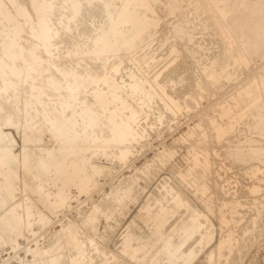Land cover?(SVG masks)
Masks as SVG:
<instances>
[{
	"label": "rangeland",
	"instance_id": "obj_1",
	"mask_svg": "<svg viewBox=\"0 0 264 264\" xmlns=\"http://www.w3.org/2000/svg\"><path fill=\"white\" fill-rule=\"evenodd\" d=\"M2 1H5V0H2ZM7 1H5V3H7ZM23 1L26 3V5H27V3H30V1H28V0L27 1L23 0ZM23 1L22 0H18V1L16 0V2L19 3L18 5H25ZM52 1H54V0H52ZM188 1L189 2H187L184 5L188 6V4H191L188 7L190 10V12H189L190 14L185 13L182 17H180V14H179V16L177 18L176 17L178 15L177 14L174 16L173 15L168 16V18L162 19V21H161V19L156 14L153 13L154 14L153 15L150 12V15H151L150 17L156 16L154 18H157L156 19L157 24H155V26L152 29V31H153L152 36L153 37L149 39L152 41H148L147 43L144 41V42H142V43L140 42L139 44H136V45L133 44L131 47L129 46L130 47V48L128 47L129 51L130 52L133 51V52H131L130 56L132 57L135 54L132 57L133 60L127 59L125 61L123 60V61H120L118 63L117 67L121 66V70L119 73H117V75H115L116 77L111 78L112 80H110L111 82L109 83L110 85L112 84L111 86L108 83H103V82H102L103 85L106 87H103L102 84L99 85V89L102 90V92H105L104 94H105L108 102L111 100V98H110L111 92L113 90L118 89V91H120V94H123V95L126 93V90H127V92H129V94L131 93V95H130L131 98L129 96L130 102L132 100L131 103L134 102L133 103L134 106L138 105L137 108L139 109V111H140L139 114L141 116H137V118H136L137 121H135L134 122L135 124H133V129H132L133 131L132 130L128 131V133H131L130 136L133 135L132 137H130L131 138L130 140H132V145H131L132 147L130 146L131 148L130 147L128 148L127 156L125 158H121L119 147H113V148L108 147L106 150L107 153L104 152V149L102 146H103V144L106 143L107 136L111 135L112 132L110 131V129H108L110 126H108V124L106 123L107 120L105 119V117L107 115V111L106 110L103 111L104 109L102 108V106L100 107V105L95 102V100L93 99L94 98L93 94L90 93V91H88L89 88H91L93 86L92 85V86H88L89 88L86 87L85 88L86 90L84 89L85 92L83 91V92L78 93L75 101H74V98L72 96H70L71 94L63 95L65 99L62 97L60 100L62 102H63L62 99L65 100L64 102L72 101L78 105L77 106L78 110L76 109L74 112H72L73 109L70 108V111H69V109H67L65 114H67L68 116L69 115L73 116V117L75 116V118L77 117L76 119H77V121L78 120L79 121L77 122L78 124L74 126L75 127L74 129H76L78 131L81 128L80 131L82 133L80 131H78L80 134L77 133L75 135V134H73V129H72L71 130L72 132L70 131L71 133L69 132L68 133L69 135H67L66 137L69 136L68 137L69 139L72 138V139H70V141L72 143H74L73 140L76 142V140H78L81 137V135L83 136L84 134H86L88 132L87 134L92 135V136H90V139H91L90 141L92 143H94L95 147H97V148L93 147L90 150H87V152H89V154H91L92 156L91 155L88 156L89 154L86 151L82 152L83 155H79V154H81V152L80 151L77 152V150L74 151L77 153H74V152L68 153L67 158H66L67 162H65V163L68 164V162H69L68 165H70V163L75 162V165L77 164L76 167L72 168L71 172L70 171L68 172V174L62 172L61 169L59 168V166L53 168L52 169L53 171L51 170L49 177L52 174H54V175H52L53 177H51V178L48 177L49 179L43 183L44 189L47 192L51 193L52 197H54L53 195L58 193V190L63 189L62 191H64L63 192L64 193V198H63L64 201L61 200V202L58 203L59 205L57 204L54 207L53 212L50 211L43 203L38 201L36 196L33 193L27 192V190L24 191L25 189H24V187H22V185H20L21 188H18L19 185H17V187L15 186V188H14V186L10 187V184L8 185L6 183V180H5L6 179L5 174L7 173V166L0 165V172H1L0 173V182L5 181L2 183L3 184L5 183L4 185L9 186L11 189V196L10 195L5 196L6 199L4 198V196L0 195V198H1L0 200H2L1 201L2 203L0 206V208H1L0 209V215H1V213L3 214L5 212L10 211L11 209H17L18 215L19 216L21 215V217H23V218H21L22 221L20 220V221H18L17 224H14L12 226L13 227L12 231L16 234V235H14L15 237H13V242H11V244L9 242L8 243L6 242L7 245H6V243L4 244V243L0 242V264H21V263H29V264L31 263L32 264V262L34 264H36L37 261H38V264H44V263L45 264H71L69 259H70V257H74V256L77 257L82 262V264H84V263L85 264H143V263L144 264H151V263L152 264H166V263L172 264L173 262L169 263V261H168L169 259L166 258L167 256L158 250V246L155 247V245H149L144 240L140 241V245H139L138 249H134L132 246H127V244H125V241L127 240V238L130 237L133 233H135L134 224H133L134 221H136L137 223H140L141 225H144V227L146 229H150V230H152L158 226L159 231H157L156 236H154V237H156V239L163 240L165 238L171 237L172 242L175 241L174 245L182 244V248H183L182 250L187 254L189 251L194 249V251L196 252V257H195L194 261L191 262L190 264H228V263L229 264H231V263L232 264H264V116H263L264 115V109L262 110V108H261V110H262L261 111L258 108L254 107V109L251 108V110H249L244 105L245 104L244 101L240 102L239 106L236 105V102H237L236 100L240 99L241 95L243 96L244 92L247 91L249 86L252 83H254L255 80L261 81L262 78L264 80V58H261L264 55L262 54L258 58L252 57L250 60V62L252 61V63L249 62L247 64L249 66H247L246 64H243V62L240 60L238 61L239 62V64H238L237 60H234V58L236 59L239 55V52H241L242 49H243L242 51H244V49H245V48H243L244 45L240 41L241 38L235 37L234 39H232L230 44L224 46V48L227 46L226 49L221 47V45L219 43L214 44L215 43L214 39L216 38V35H213V34L208 35L206 33V31L204 32V30H202L203 27L201 28V25L198 22L199 21L198 18H200V17H198V15L195 14L194 10L193 11L191 10V9H195V5H196V8L199 7L200 3H201L200 7L204 8L206 6L205 9L208 8V5L205 3L206 1L205 0H202V1L201 0L200 1L199 0H197V1L196 0H194V1L188 0ZM203 1H205V2H203ZM196 2H198L199 5H197L198 3H196ZM192 3H193V5L194 4L195 5L193 6ZM203 3H205L206 5ZM154 5H155L154 7L156 8L157 5L156 4H154ZM56 6L57 7H55V8H58V5H56ZM191 6H193L194 8L192 7L190 9ZM12 7L13 6H11L10 8L12 10V13L15 15L14 17L18 18V19H15V21L17 20L16 22L14 21L16 23V25H18V23L20 22L19 20L23 19L20 22V23L23 22L22 23L23 26L19 28V34L17 35V37L18 36H20V37L18 38V40H20L19 42L24 41L23 43L26 42L25 45L27 44L29 46L32 44V42H34L33 41L34 38L30 34V31H29L30 29L28 30L30 22L24 23L26 21L25 20L26 18L20 16L21 14H19L17 12V10L14 7L13 8ZM201 9L199 8V11L202 12L203 14H205V12L210 11V10L207 11V9L206 10L202 9L203 10L202 11ZM99 10L100 9L96 10L94 12L95 15L93 13L92 16L90 17L91 21H94L96 23V25H95L94 22L91 23L89 21V23H88L89 30H87V31H88V34L90 33V35L87 34L86 30L84 31L85 28H83V27L86 25H82V24L77 25V26L75 25L76 28H74V27L72 28V29H74L73 31L75 32V35H74L73 31H71L72 29L70 30L71 33H70V31L65 32L66 35L65 36L63 35L64 38L62 37V39H58V41L60 40L59 42L56 41L57 45L62 43V46L60 45V47L59 46L57 47V45L54 44L55 49H54V47H50L51 51H53V49H54V51L51 54L53 57H50V59H49V55H47L48 58L45 57L44 60L45 61H48V60L52 61L55 59V56H56V60H54V61L55 62L58 61L57 62L58 65L60 64L61 69H63L64 67H66L68 64L71 63L70 62L71 60L69 57L70 54L68 53L69 49H68V46L66 47V45H69V44L71 45L75 41H76L75 43L80 45L81 48L84 47V48L90 49V50H92V49L94 50V48H96L94 50V52H97V50H98L97 53H94L93 51H91V52H93L92 53L93 56H94V54H100V56H102L101 54H103V53L100 52V51H102L99 49L100 46L98 45L99 46L98 47L97 45L93 44L94 41H92V39H93L92 37L94 35L98 34L99 32H101L100 30L105 29V27L107 28L109 18L106 16V14L102 15L103 8H102V12H97ZM66 12H68V10L63 9V13H66ZM246 12H248V10ZM98 13H100V15H98ZM186 14H188V16H185ZM93 16L94 17L96 16L95 20H94ZM100 16L102 19L100 18ZM194 16H195V18H193ZM196 16H197V18H196ZM202 16H204V15H202ZM1 17H0V19H3V17L2 18ZM105 17H107V18H105ZM189 17H190V19H189ZM182 18H185V19H182ZM186 18H188L189 20ZM196 19H198V20H196ZM54 20H53V22H55L56 25L55 24H53V25H54V27L57 28L58 20H56V18ZM102 20L103 21L105 20L107 22L106 25L104 24L105 22H103ZM167 20H168L169 24L165 23V22H167ZM184 20H186V21L188 20L187 23ZM163 21H165V22H163ZM14 22H13V25H14ZM101 22H103V24L105 25L104 27H103V24ZM172 22H174V23H172ZM28 23H29V25H28ZM176 23H180L182 25H185L187 27V29H189V30L193 29V32L194 33L196 32V35H195L193 42L186 41V37H182V38L174 37V35L170 32L169 28L173 24H176ZM195 23L199 24L200 26L197 24L194 25ZM9 25H11V28L14 27L12 25V23H9ZM94 25H95V27H93ZM78 26L79 27L82 26V30L85 32V33H83L84 35L81 34V28H79ZM190 26H192V27L189 28ZM194 26H196V27L194 28ZM98 27L99 28L102 27V28L100 30H97ZM156 27H158V28H156ZM93 28H94V30H93ZM78 29H80V30H78ZM166 29H169V30H166ZM95 30H97L98 33ZM154 31H155V33H154ZM68 32H69V34H68ZM76 32L78 33L77 35H76ZM92 32L95 34H93ZM128 32H129L128 35H130L132 31L131 32L128 31ZM23 33H24V35H23ZM91 34L93 35L92 37H91ZM21 35H23V36H21ZM87 36L89 37L90 40L88 39ZM31 37H32V40L30 41ZM65 37H68V38H65ZM83 37H87L86 40H85V38L83 39ZM170 37H172V38H170ZM206 37H207V39H205ZM0 38H1V36H0ZM25 38H27V39H25ZM28 38H30V39H28ZM73 38H74V41H72ZM208 38L211 40L209 41ZM70 39H71V42H69ZM2 40L3 39H0V48H1ZM83 40L85 43L83 42ZM64 41H65V43H64ZM67 42L69 44H67ZM176 42H181V43H179L180 46L178 44H176ZM86 43L88 46L86 45ZM173 43L176 44L177 46H175ZM183 43H184V45H183ZM235 43L237 44L236 46L234 45ZM81 44H82V46H81ZM92 44H93V46L89 47V45H92ZM185 44H186V46H185ZM187 44L190 47L187 46ZM83 45H85V46H83ZM181 45H183V46H181ZM135 46H137V47L135 48ZM178 46L180 48L182 47L181 51H180V48ZM233 46H235V47H233ZM241 46H242V48H241ZM61 47H63L62 50H61ZM64 47H65V49H64ZM133 47L135 49H132ZM175 47H176V49H175ZM238 47H240V48H238ZM40 48L41 49L39 51L42 50V47H40ZM58 48H59V50H58ZM177 49H178V51H177ZM183 49H184V51H182ZM57 50H58V52H57ZM226 50H228L227 54H226ZM65 51L67 53H64ZM167 51H168V53H166ZM173 51H175V52H173ZM197 51H198V53H197ZM220 51H222V52L220 53ZM59 52L61 54H59ZM184 52L187 53L186 54L187 56L184 55L185 54ZM218 52L224 56H219ZM2 53H1V49H0V57L1 58L4 57L3 59H5L6 58L5 55H3ZM54 53H56V54H54ZM57 53H58V55H57ZM178 54L180 56H178ZM216 54H217V57H216ZM59 55H60V58H58ZM64 55L66 56V58L61 59L64 57ZM225 55H227L226 58H225ZM229 55H231L230 58H229ZM45 56H46V54H45ZM97 56H99V55H97ZM152 56H154V57H152ZM218 56H219V58L222 57V58H220V60L223 62H221L218 59ZM232 57H234V58H232ZM211 58H212V60H214V62L216 60H219L222 63V66L225 68V71H224V68L221 71V66H220V69L218 70V72L220 74L218 73L217 77H215V78L210 77L211 78L210 79L209 76H206V70H208V67H207L208 65L207 66H204V65L209 64L210 63L209 61L211 60ZM66 59H69V62ZM183 59L185 62L186 61H188V62L183 64L184 63V61L182 63ZM5 60H7V58ZM229 60H231V61H229ZM61 61H62V63H61ZM178 61L179 62L181 61L182 65ZM64 62H66L67 65ZM176 62H177V64H176ZM234 62H236L237 64ZM8 63L11 64V62H9V61H8ZM178 63H179V67H182L183 65H186L188 63L187 64L188 67L186 65L185 67L183 66L182 68H184V69H182V68H179L177 66L178 69H176V65H178ZM18 64L20 66L22 65V67H24V68L30 66L29 63L22 64V63H20V61H18ZM124 65L127 67H130L132 65L130 68H128L129 70L131 69V71H129L127 69V67H125V68H123V73L121 74L122 66H124ZM190 65H192V67L193 66L194 67L192 68ZM189 66L191 67L192 70H190ZM230 66H232V67H230ZM244 66H245V68H243ZM132 67H134L133 68L134 71H133ZM235 67L237 70H235ZM171 68H172V70H171ZM173 68H175L174 71H173ZM188 68H189V71L187 70ZM194 68H195V70H194ZM230 68L232 69L231 71H230ZM124 69L128 70L129 74H131L132 71H133L132 73L135 72V74H136V75L134 74L135 78L138 80H136L134 78H132V79L129 78L130 75ZM180 69H182L184 72H182V70H180ZM113 70H111L110 72H112ZM170 70L172 71L173 76L170 74L171 72L169 73ZM178 70H180L181 72H179V73H182V74H179L177 72ZM226 70H228V71H226ZM1 71L5 72L6 70L1 69ZM1 71H0V74H1L0 77L2 79L0 78V82H1L0 83V91H2V93L0 92V94H1L0 98H2V99H0V101H1L0 106L3 104L5 106V109H4V106L2 105L3 108L2 107L1 108L4 109V111L1 110V112H0V121H1L0 122V132L2 131L3 133H6L7 135L12 136L15 140H17L16 141V143L18 144V145L16 144L17 152L22 151V149L24 147V143H25L24 138H23L24 136H26V135L31 136L34 133L35 136H33L34 134L32 136L36 137L35 140L36 141L41 140L39 138V136L37 137L36 132H34L35 129H33V126H36V125L39 126V127L36 126L37 128H40V127H43V125L46 127V126H48V124L51 123L49 125V129L54 134H56V132H59L58 133L59 135L58 134H56V135L58 136L59 140H61L60 134L62 133L63 130L58 131L59 129H56L57 127L55 126V124L52 123L53 119H51L52 116H50V115H52L53 112L52 113L49 112L47 114V116L41 115L40 118L38 117L39 119L37 117H36L37 119H34L35 117L30 116L28 114L27 110L25 109V107H23L24 106L23 105L24 100H22L23 97L26 96V94L24 93L26 91V87L25 86H24L25 88L19 87V85L22 86V84L19 83V85H18L17 80L11 81L10 79H13V78L8 75V71L5 72V74L7 73L6 75H8L7 78H6V76H2L5 74H3V72H1ZM202 72H204V73L202 74ZM124 73L126 75H124ZM161 73H162V75L163 74L164 75L161 76ZM175 73L180 75V77L178 75L175 76L176 75ZM183 73H186V74H183ZM119 74H120V76L118 77ZM224 74H226V75H224ZM121 75H123V77ZM144 75L146 76L145 78L147 80L143 79ZM151 75H152V77H151ZM156 75H159L158 80L161 79L160 83L162 82V80L164 81L165 84L162 82L161 85L163 86V84H164L165 88L162 86L161 87L160 86L159 87L154 86L152 84V82H150V80L153 81V79L156 77ZM182 75L184 76V79L181 80V78H183V77H181ZM191 75H192V77L193 76L194 77L192 78ZM222 75H224V76L222 77ZM124 76H126V77H124ZM160 76L162 78L165 76V78L162 79ZM225 76H227V77H225ZM3 77H5V78H3ZM138 77H141L142 80H140L141 78L139 79ZM148 77L150 80L148 79ZM168 77H170V78H168ZM175 77H177V79ZM186 77H188L187 78L188 81H186L187 80ZM116 78H119L120 80H118ZM124 78H129V79H131V81L134 82V80H135L137 83H139L140 87L136 91V94H135V92H133L129 89L130 87H128L130 84L129 83L130 80H129V82L127 81V79H125V81H124ZM173 78L175 79L176 82L173 80ZM169 79H170V81H169ZM5 80H7V81L5 82ZM117 80L121 81V83L117 82L118 84L116 86V83H113V82H116ZM139 80H140V82H139ZM177 80H179V81H177ZM122 81H123V83H122ZM144 81L145 82L147 81L148 84L146 85V83ZM172 81H174V82L171 83ZM191 81H192V83H190ZM211 81H213V82H211ZM12 82H14V83H12ZM16 82H17V84H15ZM141 82L142 83L144 82V83L142 84ZM11 83L13 85H11ZM124 84H126V85H124ZM189 84H190L191 88H189L190 87ZM213 84H215V85H213ZM107 85H109V87ZM118 85H120V87H122L121 88L122 90L120 88H118L119 87ZM121 85H124V86H121ZM181 85L184 87H182ZM7 86H9V87L7 88ZM14 86H15V89H14ZM168 86H170V87L168 88ZM173 86H175V87L173 88ZM112 87H115L117 89L112 88ZM143 87H148V88L150 87V88L146 89ZM185 87L187 89L189 88L188 89L189 91L187 89H185ZM87 88H88V90H87ZM103 88L106 91H104ZM163 88L168 89V90L172 89L173 90V91L171 90L172 93L174 91H179L178 89H181V90L184 89V92L187 90L186 94H184L185 98L184 99L182 98L181 101L180 100L178 101L179 102L178 105L181 106L180 108H178V109L174 108L171 105H169L168 103H166L167 100L164 101V99H166V98L164 96L165 92H164ZM8 89L10 92L7 91ZM22 89H24V90H22ZM123 89H126V90H123ZM174 89H176V90H174ZM158 90L161 92L159 93ZM137 92H139V93H137ZM143 92H144V95H142ZM148 92L151 94L148 95ZM145 93H147V95ZM153 93H155V95ZM3 94H5V95H3ZM139 95L140 96L141 95L147 96V97L151 96V97L149 99V98L141 96L142 97L141 98V97H138ZM152 95H153V98H155L153 100H152ZM175 95H177L176 92H175ZM195 95H196V98H195ZM236 95H237V97H235ZM7 96H8V98H7ZM87 96H89V97H87ZM162 96H164L163 99H162ZM187 96H188V98H190L189 100H191V101L188 100ZM90 97L92 99L89 100ZM159 97H161V99ZM238 97H240V98H238ZM18 98H19L20 102H19ZM133 98L138 99L139 102L135 101L136 99H133ZM186 98H187V100H185ZM141 99L143 100L142 102H140ZM144 99H146V100H144ZM78 100H79V102H78ZM84 101H86V104L88 102L89 103L88 106H90L92 109L94 108L93 110L96 109L95 111L100 116L101 123L99 126H96L97 128L95 127L93 129V132L97 136L102 135L103 137L102 136L96 137V135L92 134L93 132H92V129H90L88 127L87 119L84 116H82V117L77 116L78 114L81 113V108H82L81 104L83 103L82 105L83 106L85 105ZM18 102L20 104H18ZM94 102H95V104H94ZM163 102H165V103H163ZM228 102L230 103V105ZM135 103H138V104H135ZM148 103H150V104H148ZM233 103H235V104H233ZM57 104H58L57 106H59V107L56 106V109L60 108L58 110H62L61 107L64 103L63 104L61 103V105H60V103H57ZM227 104H228V106H227ZM14 105H16V106H14ZM147 105H150V106H147ZM160 105H162V106H160ZM167 105H169L172 108H170L169 106L167 107ZM232 105L234 106V108ZM79 106H81V107H79ZM118 106H119V108H118ZM144 106H146V107H144ZM106 107H109V108H111V110L113 109L114 112L118 113L117 117H119L118 118L119 120L122 119L124 121H128V117H127L128 114H125V113H127V111L122 109L123 113L121 112L122 105L120 103L110 101V103L106 104ZM222 107L223 108L227 107L229 109L231 108L230 111L234 115H239V114L242 115V117H241L242 121H240L241 120L240 119L237 123H235L233 130L228 131V133L224 132V133L219 134L220 130L224 129L226 126L225 121L221 118V112L220 111L222 110ZM18 108H19V110H22V109L26 110L24 112H23V110L21 111L22 115H24L23 116L24 118H22V115H20L21 113L18 110ZM140 108L142 110L144 109V111L142 112ZM263 108H264V105H263ZM117 109L118 110L120 109V110L118 111ZM145 109H146V111H145ZM97 110H99V112H102V113H99ZM165 110H167L168 112L170 111L169 114L171 116H169V114H167L168 116L166 114L164 116ZM243 110H245V111H243ZM167 111H165V112H167ZM173 111H175V112H173ZM176 111H178V112H176ZM259 111H261V113H262V115H260V113H259V116H261V117H258L257 116L258 114L255 115V113L259 112ZM77 112H79V113H77ZM69 113H71V114H69ZM160 113H161V115H159ZM236 113H238V114H236ZM5 114H7V115H5ZM9 114L11 116L12 115L13 116L10 117ZM18 114L20 115V117L18 116ZM67 115H65V116H67ZM158 115H159V117L161 116V117H164L165 119L160 117V120H159ZM124 116L127 118L124 119ZM8 117H9V120H8ZM30 117H31V119H30ZM139 117H140V119H139ZM41 118H44V119L42 120ZM146 118H147V120H146ZM10 119H12V120H10ZM18 119H19V121H18ZM20 119L22 122L20 121ZM47 119H49L50 123L48 122ZM40 120H42V121H40ZM141 120H142V122H141ZM4 121L8 124H9V122H11V121L12 122H11V124L8 125V124L4 123ZM28 121H29V123H28ZM44 121H46V123H48V124H46V123L44 124ZM102 121H104V123ZM156 121H161V123H163V124L162 125H160L158 123L156 124ZM18 122H19V124H18ZM36 122H37V124H36ZM38 122H39V124H38ZM42 122H43V124H42ZM20 123H21V125H20ZM81 123L83 124V128L81 127L82 125L80 126ZM154 123H155V126H154ZM215 123L219 124L220 126L219 125L216 126ZM22 124H23V127H22ZM28 124H31V125H28ZM51 125H53V126H51ZM106 125H107V128H106ZM136 125H137V127H136ZM50 126L53 129H51ZM213 126H214V128H213ZM215 126H216V128H215ZM76 127H78V128H76ZM135 127H136V129H135ZM138 127H139V129H138ZM1 128H3V129H1ZM103 128H105V130ZM140 130L142 132H140ZM143 130H145V131H143ZM4 131H6V132H4ZM84 131H86V132L84 133ZM187 131L188 132L190 131L191 133L189 132V134H188ZM100 132L105 134V135L101 134ZM193 133H195V134H193ZM222 134H223V136H221ZM138 135L141 136V137H139L140 140L138 138ZM189 135H190V137H189ZM114 136H115V134H113V138L116 137V136L115 137ZM45 137H46V140L48 141V143L52 144V141L51 142L49 141V135H46ZM133 137H134V140H133ZM193 137H194V139H193ZM37 139H39V140H37ZM135 139H137V140H135ZM133 141L134 142L136 141V142L134 143ZM136 145H137V147H136ZM73 147H75V146H73ZM254 148H255V150H253ZM47 150L48 149H46L44 151V157L45 156L47 157L49 154L50 149H49V151H47ZM189 150H190V152H189ZM46 151L48 154L46 153ZM90 151H92V153ZM173 151H174V153L172 154ZM130 152H131V154H130ZM177 152H178V155H177ZM197 152L199 154H197ZM115 153H116V155H115ZM191 153H193V155ZM72 154L73 155L75 154L76 156L75 155L73 156ZM86 154L89 158H87L85 156ZM113 155H115V156H113ZM167 155H169L170 157H168ZM185 155H187L186 159H185ZM196 155H197V157H196ZM69 156H71L72 158ZM190 156L191 157L193 156V157L191 158ZM76 157H78V159ZM81 157L82 158L86 157V158L82 159ZM232 157H235V158H232ZM194 158H195V160H194ZM69 159H72V160H69ZM79 159L84 160L85 162L84 161H81V162L85 163L86 166L84 164H82ZM90 159H91V162H90ZM122 160H124V162ZM188 160L190 161V163L187 162ZM204 160L206 161V163ZM77 161H79L80 163ZM86 162H87V164H86ZM88 162L90 163V165ZM95 163H96V165H95ZM178 164H180V166H178ZM91 165L92 166L93 165L98 166V170L94 171V169L92 168ZM149 165H150V167H149ZM87 166H88V168H87ZM100 167H101V169H100ZM148 167H149V170H147ZM187 168H189V169L191 168L192 170L197 172L196 174L192 175L193 178L192 177L183 178L182 175H179L180 170H184V169L188 170ZM82 169H84V170L82 171ZM88 169L91 171V173ZM99 170H101V171H99ZM75 171L76 172L78 171V174ZM79 172H81L82 174ZM85 173H86V175H85ZM96 173H98V174H96ZM63 174H65V175H63ZM66 174H67V176H66ZM72 174H74V175H72ZM95 174L97 177L95 176ZM87 175H88L89 179L86 178ZM74 176H76V178H77V176H79L80 180H79V177L76 180V178H74ZM91 176H92V179L94 178L93 181L90 178ZM137 176H138V178H137ZM194 176L197 178L194 179ZM72 178H73V180H72ZM81 179L84 182L81 181ZM88 180H89V182H88ZM190 180H192V181H190ZM195 180H196V182H195ZM78 182H80V184H77V186H75L76 183H78ZM81 182H82V184H84L83 186L81 185ZM151 182H153V183H151ZM191 182H192V184H191ZM47 183H48V187L46 186ZM73 183H74V185H73ZM85 183H87V185ZM56 184H57V186H56ZM91 184H95V185H91ZM178 185H180V186H178ZM63 186H65V187H63ZM79 186H82V187L80 188ZM91 186H93V187H91ZM161 186H163V187H161ZM206 186L208 188H206ZM60 187H61V189H60ZM48 188H49V190H48ZM170 188H172L174 192H172V189L170 190ZM17 189L19 191H17ZM127 189H129L130 192H128ZM208 189L210 192L206 191ZM88 190H89V192H87ZM123 191H125V192H123ZM119 192L120 193L123 192V193L120 194ZM170 192H171V194H170ZM15 193H16V195H15ZM68 193H69V196H68ZM168 193H169V195H168ZM127 194H129V196ZM65 195H66V197H69V198H66ZM177 196H180L183 199L184 205L180 206L179 207L180 209L178 208L177 211L176 210L173 211L172 207L175 203V198ZM124 197H126V198H124ZM15 198H17V199H15ZM115 198H116V200H115ZM7 199L11 202H8ZM85 199H87V200H85ZM67 201H69V202H67ZM107 201H108V203H107ZM116 202H118V203H116ZM166 202H167V204H166ZM7 203H8V205H7ZM15 203L17 204V206ZM63 204H64V206H63ZM95 204L97 205V207ZM27 206L30 207V211L28 212L29 213L28 216L25 212V209ZM81 206H82V208H81ZM63 207H65V208H63ZM163 207L167 208L169 213L166 214V217H167L166 221L164 220L162 222V217L160 215L158 217L157 214H159L160 210ZM89 209H91V210H89ZM95 209H97V210H95ZM234 211H236V212H234ZM52 214H54V215H52ZM192 215H199L200 227L190 231V236H188V233H185L181 230L180 224L182 223L183 220L190 218ZM30 220H31V222H30ZM71 222H72V224H71ZM145 223H147V224H145ZM64 226H66V227H64ZM124 228H125V230H124ZM67 229L70 232L75 230V231H73L71 233L69 232V233H70V238L72 239L74 236L76 241L74 239L69 240V237H68L69 233H68ZM76 229H78V230H76ZM63 231H64V233H63ZM65 232L68 235H65ZM228 232L230 234H228ZM208 233H212V239L209 242L205 239V237ZM231 233H232L234 239H233ZM43 235L46 238H44ZM45 235H47V236H45ZM57 238H58V240H57ZM50 239H51V241L52 240L53 241L50 242ZM229 239H230V242H229ZM71 241H73V242L71 243ZM94 242L96 243V245ZM221 242H222V245H221ZM48 243H49V245H48ZM53 243H54V245H53ZM58 243H59V245H58ZM64 243H65V245H64ZM73 243L75 246L73 245ZM78 243H80L81 246H79ZM87 243H88V246H87ZM97 243H98V245H97ZM136 243H137V245L139 244L137 241H135V242H133V245L137 246ZM248 243H249V245H248ZM76 245H77V247H76ZM41 246H42V248H41ZM52 246L55 247L54 250H53ZM66 246H68V248ZM74 247H76L77 249ZM78 247H79V250H78ZM36 248H37V251H36ZM38 248L41 252L38 251ZM49 248H52V249H49ZM60 248H61V250H59ZM236 249H237V251H236ZM51 250H53L52 253L50 252ZM81 250H84V251H81ZM105 250H106V253H105ZM33 251L34 252L36 251L37 254L36 253L35 254L38 255L39 257H37V256L34 257L35 254ZM42 251H43V253H42ZM47 251L51 255H49L47 253ZM143 251H145V252L142 253ZM155 251H157V252H155ZM210 251H212V253ZM240 251H241V253H240ZM32 252H33V254H32ZM234 252H235V254H233ZM58 253H59V255H58ZM225 253H226V255H225ZM54 254H56V255H54ZM187 254H185V256ZM227 254H228V256H227ZM229 254H230V256H229ZM49 256L51 259H47V258H49ZM56 256H58L59 258ZM185 256L181 258L182 260L178 259L174 263L175 264H183L184 263L183 260H185ZM55 257H56V259H55ZM141 257L143 260L141 259ZM237 257H238V259H236ZM112 258L115 260H113ZM30 259H31V261H30ZM61 259H63V260H61ZM234 259H236V260H234ZM41 260H42V262H41ZM43 260H45V261H43ZM109 260H110V262H109ZM52 261L54 263H52ZM117 261H119V262H117ZM148 261H150V262H148Z\"/></svg>",
	"mask_w": 264,
	"mask_h": 264
},
{
	"label": "bare ground",
	"instance_id": "obj_2",
	"mask_svg": "<svg viewBox=\"0 0 264 264\" xmlns=\"http://www.w3.org/2000/svg\"><path fill=\"white\" fill-rule=\"evenodd\" d=\"M5 1H7V0H5ZM5 1H0V15L3 17V19H0V36H1V38L0 39H3L2 40V42H1V53L3 54V55H5V57L7 58V60L9 61V62H11V64L10 63H8V61L7 60H5V59H3V58H1L0 57V71H1V69H3V70H6V71H8V75L10 76V77H12L13 79H10L11 81L13 80H17V82H18V85H19V83H21L22 84V86H20L19 85V87H26V91L24 92L25 94H26V96H24L23 97V99L22 100H24L23 101V107H25V109L27 110V112H28V114L30 115V116H32V117H35L34 119H37L38 117L40 118V116L41 115H46L47 116V114L49 113V112H53V114L52 115H50V116H52V118L51 119H53V121H52V123L53 124H55V126L57 127H55L56 129H59L58 131H61V130H63L62 131V135L60 134V137H61V140H59V138H58V136L56 135V134H58L59 132H56V134H54L50 129H49V125L51 124L50 122H49V119H47L48 120V122L50 123V124H48V123H46V121H44V124L46 123V124H48V126H44L43 125V127H40V128H37V127H39V126H33V129H35L34 130V132H36V134H37V137L39 136V138L41 139L40 141H36L35 140V138L36 137H33V136H35V134L32 136H30V135H26V136H24L23 138H24V141H25V143H24V147H23V149H22V151H20V152H17V150H16V141L17 140H15L12 136H9V135H7L6 133H3L2 131L0 132V165H2V166H7V173L5 174L6 175V183L9 185L10 184V187H13L14 186V188H15V186L17 187V185H19L18 186V188H21L20 187V185H22V187H24V191H26L27 190V192H30V193H33L35 196H36V198H37V200L38 201H40L41 203H43L50 211H54V207L58 204V203H60L61 202V200H63V198H64V191H62V190H58V193H56L55 195H53L54 197H52L51 196V193H49V192H47L45 189H44V186H43V183L44 182H46L49 178H51V177H53L52 175H54V174H52L50 177H49V174H50V172H51V170L53 169V168H55V167H58L59 166V168L61 169V171L62 172H64V173H67L68 174V172L70 171L71 172V170H72V168L73 167H76V165H75V162H72V163H70V165H68L69 164V162H68V164L67 163H65V162H67L66 161V158H67V155H68V153H72V152H74V151H76L77 150V152L78 151H80L81 152V154H79V155H83L82 154V152L84 151H86L87 152V150H90L91 148H93V147H95V145H94V143H92L90 140V136H92V135H90V134H84L83 136L81 135V137L78 139V140H76V142L73 140V142L74 143H72L71 141H70V139H72V138H68V137H66L67 135H69L68 133L73 129V134H77V133H79L78 131H80L81 130V128H80V130H76V129H74L75 127V125H77L78 123V121H77V117L75 118V116L73 117V116H68L67 114H65V112H66V110L67 109H69V111H70V108H72L73 109V111L72 112H74L76 109H77V104L75 103V102H72V101H67V102H64L65 100V98H64V96L63 95H65V94H71L70 96H72L73 98H74V101H75V99H76V96H77V94L78 93H80V92H83L84 91V89L86 88V87H88V86H92L91 88H89V90H88V88H87V90L88 91H90V93H92L93 94V96H94V100H95V102L97 103V104H99L100 105V107L102 106V108L104 109L103 111H107V115H106V117H105V119L107 120V124H108V126H110L108 129H110V131L113 133V134H115V138H113V134L111 133V135H109V136H107V141H106V143L105 144H103V149H104V152H106V150H107V148L108 147H119V149H120V156H121V158H125L126 156H127V150H128V148L132 145V140H130L131 138L130 137H132V136H130L131 135V133H128V131L129 130H132L133 129V124H135L134 122L135 121H137L136 120V118H137V116H141L140 114H139V109L137 108V106H134L133 105V103H131L132 102V100H131V102H130V99H129V96L131 95V93L129 94V92H127V88L128 87H130L129 89L131 90V91H133V92H135V94H136V91L139 89V87H140V85H139V83H137L134 79H136L135 78V72L134 73H132L133 71H134V67H132V69H133V71L131 72V74H129V72H128V68H130V67H127V66H122V72H121V74L123 73V68H125V67H127V69L128 70H126V69H124V70H126L127 72H128V74L130 75V77L129 78H134L133 80H134V82L133 81H131V79H129V78H124V81H125V79H127V81L129 82V80H130V84H129V86L126 88V89H123V90H126V93L123 95V94H120V91H118V89L117 88H115V87H112V88H115V89H117V90H113L112 92H111V96H110V98H111V100L110 101H113V102H117V103H120L121 105H122V108H121V112H122V109H124V110H126L127 111V113H125V114H128V121H124V120H119L118 118L119 117H117V114L118 113H116V112H114L113 111V109L111 110V108H109V107H106V104L107 103H110V101L108 102L107 101V99H106V96H105V92H102V90H100L99 89V85L100 84H102L103 85V83H110L111 81L110 80H112L111 78L112 77H116L115 75H117V73H119L120 72V70H121V66H118L117 67V65H118V63L120 62V61H125V60H129V59H132V57L135 55H133L132 57L130 56V54H131V52H133V51H129V48L134 44V45H136V44H139L140 42L142 43V42H148V41H152V40H149L150 38H152L153 36H152V34H153V31H152V29H153V27L155 26V24H157L156 23V19L157 18H154V17H156V16H152V17H150L151 15H150V12L153 14H156L160 19H161V21H162V19H165V18H168V16H174V15H177L176 17L178 18V16H179V14H180V17H182L185 13H189L190 12V10H189V5H191V4H188V6H185L184 4H186L187 2H189L188 0L186 1V0H54V1H52V0H28V1H30V3H27V5H26V3L24 2V4L25 5H18L19 3L18 2H16V0H8L7 1V3H5ZM18 1V0H17ZM27 1V0H26ZM192 1V0H191ZM194 1V0H193ZM197 1V0H196ZM200 1V0H199ZM202 1V0H201ZM206 1V2H205ZM205 1H203V2H205L207 5H208V8H206L207 9V11L208 10H210L209 12H205V14H203L202 12H200L199 11V8L201 9L202 7H200V5H201V3H200V5H199V3L198 2H196V3H198L197 5H199V7H197L196 8V5H195V9H191L194 5H193V3H192V5L193 6H191L190 7V9L193 11L194 10V12H195V14H197L198 15V17H200V18H198L199 19V24L201 25V28L203 27V29L202 30H204V32L206 31V33L208 34V35H211V34H213V35H216V38L214 39L215 40V43L214 44H216V43H219L220 45H221V47H223L224 48V46L225 45H228V44H230L231 43V40L232 39H234L235 37L236 38H241L240 39V41L242 42V44L244 45V47L243 48H245L244 49V51H242L241 50V52H239V55H238V57L235 59L234 57H232V58H234V60H237V62L240 60V61H242L243 62V64H248L249 62H250V60H251V58L253 57H260L262 54L264 55V0H205ZM205 3H203V4H205ZM22 4V3H21ZM154 4H156L157 5V7L155 8L154 6ZM205 4V5H206ZM10 5V6H9ZM56 5H58V8H55V7H57ZM204 5V6H205ZM11 6H13L16 10H17V12L19 13V14H21L20 16H22V17H24V18H26L24 21V23H26V22H30V25H29V23H28V25H29V28H28V30L30 31V34L33 36V38H34V42H32V44L31 45H25V43H23V42H19L20 40H18V38L20 37V36H18L17 37V35L19 34V28L20 27H22L23 26V22L22 23H20L22 20H19L20 22V24L18 23V25H16V21H15V19H18L17 17H14L15 15L12 13V10H11ZM12 7V8H13ZM206 7V6H205ZM205 7L204 8H202V9H205ZM102 8H103V13H102V15H105L106 14V16L109 18V22H108V25H107V28L105 27V29H103V30H100L102 27H98V29L97 30H100L101 32H99L98 33V31L97 30H95V31H97V33L98 34H96V35H92L91 34V37L93 38H91L92 39V41H94L93 42V44H95V45H99L100 46V50H102V51H100L101 53H103V54H101L102 56H100V54H94V56H93V52H94V50L96 49V48H94V50L92 49V50H90V49H86V48H81L80 47V45H78V44H76L75 42V44L74 43H72L71 45L67 42V44H69V45H66V47L68 46V53L70 54V64H66V62L68 61L69 62V59H66L67 61L66 62H64L67 66L66 67H64L63 69H61V67H60V64L58 65V61L57 62H55L54 60H56V56H55V59L54 60H52V61H45L44 59H45V57L46 58H48V56L47 55H49V59H50V57H53L51 54H52V52L54 51V49H55V47H54V44H56L57 42H59L58 41V39H62V37H63V35L65 36L66 34H65V32H67V31H70L73 27L74 28H76V26L77 25H80V24H82V25H86V26H84L83 28H85L84 29V31L86 30V32H87V34H88V31L87 30H89V27H88V23H89V21L91 22V23H93L94 21H91V16H92V14L96 11V10H98V9H100L99 11H97V12H102ZM194 8V7H193ZM63 9H67L68 10V12H66V13H63ZM201 9V10H202ZM205 9V10H206ZM248 10V12H246ZM62 11V12H61ZM203 11V10H202ZM16 14V13H15ZM50 14V15H49ZM97 14V13H96ZM153 14V15H154ZM190 14V13H189ZM194 14V15H195ZM94 15H95V13H94ZM98 15H100V13H98ZM202 15H204V16H202ZM0 16V17H1ZM17 16V15H16ZM19 16V17H20ZM97 16V15H96ZM95 16V17H96ZM185 16H188V14H186ZM184 16V17H185ZM202 16V17H201ZM1 17V18H2ZM94 16H93V18H94V20L96 19ZM107 17H105V18H107ZM56 18V20H58V26H57V28L56 27H54V25L53 24H55V22H53V20ZM100 18H101V16H100ZM104 18V19H105ZM158 18V19H159ZM193 18H195V16L193 17ZM196 18H197V16H196ZM21 19V18H20ZM102 19V18H101ZM182 19H185V18H182ZM181 19V20H182ZM186 19H188V18H186ZM189 19H190V17H189ZM188 19V20H189ZM198 19H196V20H198ZM28 20V21H27ZM106 20V19H105ZM103 21V22H105L104 24L106 25V21ZM180 20V19H179ZM187 20V21H188ZM194 20V19H193ZM15 21V22H14ZM55 21V20H54ZM98 21V20H97ZM170 21V20H169ZM177 21V20H176ZM186 23H187V21L186 20H184ZM13 22H14V25H13ZM57 22V21H56ZM100 22V21H99ZM103 22H101L102 24H103ZM159 22V21H158ZM163 22H165V21H163ZM167 22H168V20H167ZM167 22H165L166 24H169V22L167 23ZM183 22V21H182ZM191 22V21H190ZM9 23H12V25L14 26L13 28H11V25H9ZM95 23V22H94ZM172 23H174V22H172ZM192 23V22H191ZM103 24V27L105 26ZM197 23H195L194 25H196ZM199 24H197V25H199ZM26 25V24H25ZM56 25V24H55ZM76 25V26H75ZM91 25V24H90ZM89 25V26H90ZM95 25H96V23H95ZM95 25L93 26V27H95ZM199 25V26H200ZM27 26V25H26ZM163 26V25H162ZM79 27V26H78ZM192 26H190L189 28H191ZM196 26H194V28H195ZM79 28H81V34L82 35H84L83 33H85L83 30H82V26L81 27H79ZM92 28V27H91ZM156 28H158V27H156ZM166 28V27H165ZM170 32L174 35V37H179V38H182V37H186V41H189V42H193L194 41V38H195V35H196V32L194 33L193 32V29L192 30H189V29H187V27L185 26V25H182V24H180V23H176V24H173L170 28ZM169 29H166V30H169ZM74 29H72L71 31H73ZM78 30H80V29H78ZM93 30H94V28H93ZM165 30V31H166ZM71 31H70V33H71ZM92 31V30H91ZM90 31V32H91ZM128 31H132L131 32V34L130 35H128ZM78 32V31H77ZM76 32V35L79 33H77ZM94 32V31H93ZM92 32V33H93ZM152 32V33H151ZM169 32V31H168ZM73 33H74V35H75V32L73 31ZM154 33H155V31H154ZM167 33V32H166ZM170 33V34H171ZM205 33V34H206ZM68 34H69V32H68ZM80 34V35H81ZM93 34H95V33H93ZM164 34V33H163ZM169 34V33H168ZM167 34V35H168ZM23 35H24V33H23ZM23 35H21V36H23ZM88 35H90V33L88 34ZM212 35V36H213ZM28 36V35H27ZM79 36V35H78ZM155 36V35H154ZM172 36V35H171ZM225 36V37H224ZM3 37V38H2ZM26 37V36H25ZM70 37V36H69ZM76 37V36H75ZM88 37V36H87ZM87 37H83V39L85 38V40H86V38ZM173 37V36H172ZM172 37H170V38H172ZM210 37V36H209ZM64 38V37H63ZM65 38H68V37H65ZM78 38V37H77ZM76 38V39H77ZM155 38V37H154ZM153 38V39H154ZM25 39H27V38H25ZM28 39H30V38H28ZM75 39V40H76ZM88 39H89V37H88ZM166 39V38H165ZM174 39V38H173ZM185 39V38H184ZM205 39H207V37L205 38ZM209 39V38H208ZM32 40V37H31V39H30V41ZM78 40V39H77ZM90 40V39H89ZM162 40V39H161ZM176 40V39H175ZM211 39H209V41H210ZM26 41V40H25ZM28 41V40H27ZM57 41V42H56ZM67 41V40H66ZM72 41H74V38L72 39ZM79 41V40H78ZM166 41V40H165ZM173 41V40H172ZM185 41V42H186ZM213 41V40H212ZM235 41V40H234ZM233 41V42H234ZM29 42V41H28ZM62 42V41H61ZM69 42H71V39H70V41ZM81 42V41H80ZM83 42H84V40H83ZM91 42V41H90ZM184 42V43H185ZM214 42V41H213ZM64 43H65V41H64ZM63 43V44H64ZM85 43V42H84ZM83 43V44H84ZM89 43V42H88ZM92 43V42H91ZM179 43H181V42H176V44H178L179 45ZM184 43H183V45H184ZM187 43V42H186ZM238 43V42H237ZM93 44L92 45H89V47L91 46H93ZM144 44V43H143ZM142 44V45H143ZM174 44V43H173ZM176 44H174L175 46H177ZM233 44V43H232ZM231 44V45H232ZM57 45V44H56ZM55 45V46H56ZM60 45L62 46V43L61 44H59V45H57V47L59 46L60 47ZM86 45H87V43H86ZM94 45V46H95ZM183 45H181V46H183ZM235 46L237 45L236 43L234 44ZM239 45V44H238ZM241 45V44H240ZM242 45V46H243ZM64 46V45H63ZM81 46H82V44H81ZM83 46H85V45H83ZM88 46V45H87ZM98 46V47H99ZM130 46V47H129ZM180 46V45H179ZM178 46V47H179ZM185 46H186V44H185ZM187 46H189L188 44H187ZM235 46H233V47H235ZM242 46H241V48H242ZM40 47H42V50L41 51H39L41 48ZM50 47H54V49H53V51H51V48ZM56 47V48H57ZM88 47V48H89ZM129 47V48H128ZM137 46H135V48H136ZM139 47V46H138ZM146 47V46H145ZM190 47V46H189ZM188 47V48H189ZM206 47V46H205ZM229 47V46H228ZM62 48L63 47H61V50H62ZM134 47L132 48V49H135ZM180 48V47H179ZM187 48V47H186ZM212 48V47H211ZM214 48V47H213ZM227 48V46L224 48V49H226ZM238 48H240V47H238ZM64 49H65V47H64ZM98 49V48H97ZM175 49H176V47H175ZM181 49H182V47L180 48V51H181ZM190 49V48H189ZM233 49V48H232ZM58 50H59V48H58ZM58 50H57V52H58ZM152 50V49H151ZM167 50V49H166ZM187 50V49H186ZM237 50V49H236ZM240 50V49H239ZM246 50V51H245ZM91 51H93V52H91ZM177 51H178V49H177ZM176 51V52H177ZM182 51H184V49L182 50ZM192 51V50H191ZM196 51V50H195ZM219 51V50H218ZM227 51L228 50H226V54H227ZM231 51V50H230ZM238 51V50H237ZM61 52V51H60ZM59 52V54H61ZM97 52H98V50H97ZM97 52H94V53H97ZM135 52V51H134ZM151 52V51H150ZM173 52H175V51H173ZM216 52V51H215ZM214 52V53H215ZM222 51H220V53H221ZM233 52V51H232ZM236 52V51H235ZM234 52V53H235ZM63 53V52H62ZM64 53H67L66 51L64 52ZM63 53V54H64ZM166 53H168V51L166 52ZM185 53V52H184ZM183 53V54H184ZM197 53H198V51H197ZM217 53V52H216ZM219 53V52H218ZM219 53V56H224V55H221ZM237 53V52H236ZM45 54H46V56H45ZM54 54H56V53H54ZM62 54V55H63ZM92 54V55H91ZM155 54V53H154ZM187 53H185L184 55L185 56H187L186 55ZM2 55V56H3ZM57 55H58V53H57ZM96 55V56H95ZM97 55H99V56H97ZM139 56V55H138ZM159 56V55H158ZM178 56H180L179 54H178ZM190 56V55H189ZM208 56V55H207ZM219 56H218V59L220 60V58H222V57H220L219 58ZM234 56V55H233ZM237 56V55H236ZM63 57V56H62ZM68 57V56H67ZM152 57H154V56H152ZM216 57H217V54H216ZM227 57V55H225V58ZM231 57V55H229V58ZM58 58H60V55H59V57ZM64 58H66V56L64 55V57L63 58H61V59H64ZM138 58V57H137ZM146 58V57H145ZM187 58V57H186ZM224 58V59H225ZM261 58H264V56L263 57H261ZM60 59V60H61ZM189 59V58H188ZM216 59V58H215ZM58 60V59H57ZM59 60V61H60ZM133 60V59H132ZM140 60V59H139ZM186 60V59H185ZM219 60H216L215 62H214V60H212V58H211V60L209 61L210 63L209 64H206V65H204V66H207L208 67V70H206V76H209V78L210 77H212V78H215V77H217L218 76V70L220 69V66H221V71L223 70V66H222V63L221 62H223V61H219ZM223 60V59H222ZM226 60V59H225ZM224 60V61H225ZM18 61H20V63H22V64H26V63H29V65L30 66H28V67H22V65L20 66L19 64H18ZM63 61V60H62ZM62 61H61V63H62ZM65 61V60H64ZM142 61V60H141ZM170 61V60H169ZM183 61H184V59L182 60V63H183ZM228 61V60H227ZM229 61H231V60H229ZM134 62V61H133ZM179 62V61H178ZM186 62H188V61H186ZM185 61H184V63L183 64H185L186 63ZM139 63V62H138ZM181 65H182V63H181V61L179 62ZM179 63H178V65H176V69H178V67H179ZM234 63H236V62H234ZM250 63H252V61L250 62ZM123 64V63H122ZM128 64V63H127ZM137 64V63H136ZM151 64V63H150ZM176 64H177V62H176ZM188 64V63H187ZM186 64V65H187ZM203 64V63H202ZM233 64V63H232ZM237 64V63H236ZM238 64H239V62H238ZM64 65V64H63ZM135 65V64H134ZM138 65V64H137ZM180 65V66H181ZM186 65H183L184 67L186 66ZM230 65V64H229ZM228 65V66H229ZM241 65V64H240ZM24 66V65H23ZM178 66V67H177ZM182 66V67H183ZM191 67H192V65H190ZM189 66V67H190ZM243 66V65H242ZM241 66V67H242ZM247 66H249V65H247ZM60 67V68H59ZM141 67V66H140ZM182 67H179V68H182ZM187 67H188V65H187ZM191 67H190V70H192L191 69ZM194 67V66H193ZM192 67V68H193ZM197 67V66H196ZM230 67H232V66H230ZM240 67V66H239ZM8 68V69H7ZM243 68H245V66L243 67ZM251 68V67H250ZM114 69V70H113ZM150 69V68H149ZM174 69L175 68H173V71H174ZM182 69H184V68H182ZM182 69H180V70H182ZM186 69V68H185ZM111 70H113L112 72H110ZM140 70V69H139ZM171 70H172V68H171ZM169 71V73L173 76V73H172V71ZM180 70H178L177 72L179 73V72H181ZM188 71H189V68L187 69ZM194 70H195V68H194ZM202 70V69H201ZM232 69L230 68V71H231ZM235 70H237L236 69V67H235ZM5 71V72H6ZM129 71H131V69L129 70ZM136 71V70H135ZM142 71V70H141ZM140 71V72H141ZM151 71V70H150ZM186 71V70H185ZM208 71V72H207ZM224 71H225V68H224ZM226 71H228V70H226ZM262 71V70H261ZM1 72H3V71H1ZM5 72H3V74H5ZM126 72V73H127ZM159 72V71H158ZM165 72V71H164ZM163 72V73H164ZM182 72H184L183 70H182ZM201 72V71H200ZM139 73V72H138ZM137 73V74H138ZM155 73V72H154ZM166 73V72H165ZM164 73V74H165ZM196 73V72H195ZM204 72H202V74H203ZM225 73V72H224ZM7 74V73H6ZM2 75V76H6V78H7V76L8 75ZM127 74V75H128ZM135 74V75H134ZM141 74V73H140ZM144 74V73H143ZM163 74V75H164ZM176 74V73H175ZM174 74V75H175ZM179 74H182V73H179ZM183 74H186V73H183ZM220 74V73H219ZM222 74V73H221ZM258 74V73H257ZM1 75V74H0ZM124 75H126L125 73H124ZM162 75V73H161V76H163ZM170 75V76H171ZM178 74H176L175 76H177ZM190 75V74H189ZM224 75H226V74H224ZM224 75H222V77L224 76ZM120 76V74L118 75V77ZM122 77H123V75H121ZM149 76V75H148ZM155 76V75H154ZM159 75H156V77L153 79V81L152 80H150L149 79V77H148V79L150 80V82H152V84L154 85V86H162L161 85V83L163 82L164 83V81L162 80V82L160 83V80H158V77ZM160 76V77H161ZM169 76V75H168ZM171 76V77H172ZM179 77H180V75H178ZM124 77H126V76H124ZM142 77V76H141ZM141 77H138L139 79L141 78ZM146 76L144 75V78L143 79H145V80H147L146 78H145ZM151 77H152V75H151ZM181 77H183V78H181V80L182 79H184V76L182 75ZM191 77H192V75H191ZM194 77V76H193ZM192 77V78H193ZM225 77H227V76H225ZM1 78V77H0ZM3 78H5V77H3ZM142 78L140 79V80H142ZM162 78V77H161ZM163 78H165V76L163 77ZM162 78V79H163ZM168 78H170V77H168ZM176 79H177V77H175ZM188 77H186V79H187ZM220 78V77H219ZM218 78V79H219ZM2 79V78H1ZM116 79H118V80H120L119 78H116ZM123 79V78H122ZM191 79V78H190ZM211 79V78H210ZM4 80V79H3ZM116 81V82H113V83H116V86H117V82H119V83H121V81ZM136 80H138V79H136ZM140 80H139V82H140ZM168 80V79H167ZM173 80L175 81V79L173 78ZM221 80V79H220ZM7 80H5V82H6ZM9 81V80H8ZM169 81H170V79H169ZM174 81H172L171 83H173ZM177 81H179V80H177ZM186 81H188V79L186 80ZM209 81V80H208ZM214 81V80H213ZM213 81H211V82H213ZM217 81V80H216ZM215 81V82H216ZM259 81V80H258ZM254 81V83H252L250 86H249V88L247 89V91H245L244 92V94H243V96L241 95V98L240 97H238V98H240V99H237L236 101V105H238L239 106V104H240V102H245V106L249 109V110H251V108H253L254 109V107L255 108H258L259 110H261V108H262V110L264 109L263 108V105H264V80H263V78L261 79V81ZM10 82V81H9ZM17 82L15 83V84H17ZM103 82V83H102ZM145 82V81H144ZM143 82V83H144ZM166 82V81H165ZM176 82V81H175ZM218 82V81H217ZM222 82V81H221ZM253 82V81H252ZM1 83V82H0ZM4 83V82H3ZM12 83H14V82H12ZM11 83V85H13ZM122 83H123V81H122ZM125 83V82H124ZM142 83V82H141ZM142 83V84H143ZM146 83V85L148 84L147 83V81L145 82ZM170 83V82H169ZM186 83V82H185ZM190 83H192V81L190 82ZM194 83V82H193ZM198 83V82H197ZM14 84V85H15ZM127 84V83H126ZM126 84H124V85H126ZM165 84V83H164ZM164 84H163V86L162 87H164ZM168 84V83H167ZM166 84V85H167ZM184 84V83H183ZM188 84V83H187ZM211 84V83H210ZM209 84V85H210ZM217 84V83H216ZM110 85V84H109ZM109 85H107L108 87H109ZM112 85V84H111ZM110 85V86H111ZM124 85H121V86H124ZM152 85V86H153ZM176 85V84H175ZM180 85V84H179ZM194 85V84H193ZM213 85H215V84H213ZM119 87L118 88H122V87H120V85H118ZM143 86V85H142ZM141 86V87H142ZM182 86V85H181ZM186 86V85H185ZM188 86V85H187ZM189 86H190V84H189ZM211 86V85H210ZM5 87V86H4ZM9 86H7V88H8ZM11 87V86H10ZM24 87V88H25ZM103 87H106V86H104L103 85ZM126 87V86H125ZM170 86H168V88H169ZM175 86H173V88H174ZM182 87H184V86H182ZM6 88V89H7ZM18 88V87H17ZM16 88V89H17ZM124 88V87H123ZM143 88H146V89H149L148 87H143ZM154 88V87H153ZM157 88V87H156ZM165 88V87H164ZM163 88V89H164ZM167 88V87H166ZM189 88H191V86L189 87ZM188 88V89H189ZM194 88V87H193ZM213 88V87H212ZM10 89V88H9ZM9 89L7 90V91H9ZM14 89H15V86H14ZM20 89V88H19ZM141 89V88H140ZM162 89V88H161ZM160 89V90H161ZM185 89H187L186 87H185ZM187 89V90H188ZM211 89V88H210ZM4 90V89H3ZM22 90H24V89H22ZM86 90V89H85ZM103 90H104V88H103ZM122 90V89H121ZM144 90V89H143ZM172 90V89H171ZM171 90H168V89H164V96H165V98L166 99H164V101H166L167 100V102L166 103H168L169 105H171L172 107H174V108H180L181 106H179L178 104H179V100L181 101L182 100V98L184 99L185 98V96H184V94H186V92H187V90L184 92V89L183 90H181V89H178L179 91H174L173 93L171 92ZM174 90H176V89H174ZM191 90V89H190ZM214 90V89H213ZM218 90V89H217ZM6 91V90H5ZM17 91V90H16ZM15 91V92H16ZM104 91H106V90H104ZM155 91V90H154ZM159 91V90H158ZM173 91V90H172ZM189 91V90H188ZM1 93H2V91H0ZM4 92V91H3ZM10 92V91H9ZM18 92V91H17ZM20 92V91H19ZM85 92V91H84ZM108 92V91H107ZM110 92V91H109ZM125 92V91H124ZM123 92V93H124ZM145 92V91H144ZM144 92H143V94L142 95H144ZM150 92V91H149ZM148 92V95L149 94H151V93H149ZM161 91H159V93H160ZM175 92L177 93V95H175ZM7 93V92H6ZM23 93V94H24ZM88 93V92H87ZM137 93H139V92H137ZM142 93V92H141ZM140 93V94H141ZM17 94V93H16ZM82 94V93H81ZM86 94V93H85ZM107 94V93H106ZM110 94V93H109ZM133 94V93H132ZM134 94V95H135ZM146 95H147V93H145ZM154 95H155V93H153ZM163 94V93H162ZM1 95V94H0ZM3 95H5V94H3ZM141 95V96H142ZM159 95V94H158ZM191 95V94H190ZM193 95V94H192ZM220 95V94H219ZM140 95L138 96V97H141ZM161 96V95H160ZM164 96H162V99H163V97ZM3 97V96H2ZM64 98V99H62L63 100V102L62 101H60L61 100V98ZM85 97V96H84ZM87 97H89V96H87ZM86 97V98H87ZM137 97V96H136ZM142 97H146V98H149L150 99V97L151 96H142ZM141 97V98H142ZM155 97V96H154ZM157 97V96H156ZM190 97V96H189ZM235 97H237V95L235 96ZM7 98H8V96H7ZM79 98V97H78ZM130 98H131V96H130ZM158 98V97H157ZM160 99H161V97H159ZM187 98H188V96H187ZM187 98L185 99V100H187ZM195 98H196V95H195ZM194 98V99H195ZM0 99H2V98H0ZM14 99V98H13ZM90 99H92L91 97L89 98V100ZM133 99H136V98H133ZM153 99H155V98H153V95H152V100ZM159 99V100H160ZM190 98H188V100H189ZM18 100H19V98H18ZM86 100V99H85ZM144 100H146V99H144ZM8 101V100H7ZM88 101V100H87ZM135 101H138L139 102V100L138 99H136ZM143 100L141 99V101L140 102H142ZM150 101V100H149ZM157 101V100H156ZM162 101V100H161ZM189 101H191V100H189ZM231 101V100H230ZM234 101V100H233ZM5 102V101H4ZM17 102V101H16ZM19 102H20V100H19ZM18 102V104H20ZM77 102V101H76ZM78 102H79V100H78ZM95 102H94V104H95ZM151 102V101H150ZM154 102V101H153ZM159 102V101H158ZM197 102V101H196ZM0 103H1V101H0ZM6 103V102H5ZM22 103V102H21ZM57 103H60V105H61V103L63 104L62 105V107H61V109L62 110H58V109H60V108H57L56 109V106L58 105ZM145 103V102H144ZM147 103V102H146ZM161 103V102H160ZM163 103H165V102H163ZM182 103V102H181ZM189 103V102H188ZM187 103V104H188ZM192 103V102H191ZM229 103V102H228ZM15 104V103H14ZM83 104V103H82ZM81 104V106H82V108H81V113L80 114H78L77 116H80V117H82V116H84L86 119H87V124H88V127L90 128V129H92V132H93V129L96 127V126H99L100 125V123H101V120H100V116L97 114V112L95 111V110H93L90 106H88V102H87V104H86V101H84V106ZM113 104V103H112ZM135 104H138V103H135ZM148 104H150V103H148ZM183 104V103H182ZM185 104V103H184ZM193 104V103H192ZM196 104V103H195ZM233 104H235V103H233ZM3 105V104H2ZM2 105L0 106V112H1V110H3L4 111V109H5V106H4V109H2L3 107H2ZM11 105V104H10ZM9 105V106H10ZM98 105V106H99ZM118 105V104H117ZM141 105V104H140ZM144 105V104H143ZM169 105H167V107L169 106ZM225 105V104H224ZM229 105H230V103H229ZM14 106H16V105H14ZM81 106H79V107H81ZM113 106V105H112ZM147 106H150V105H147ZM160 106H162V105H160ZM184 106V105H183ZM182 106V107H183ZM227 106H228V104H227ZM233 106V105H232ZM2 107V108H1ZM19 107V106H18ZM57 107H59V106H57ZM140 107V106H139ZM144 107H146V106H144ZM152 107V106H151ZM170 107V106H169ZM172 107H170V108H172ZM186 107V106H185ZM8 108V107H7ZM17 108V107H16ZM20 108V107H19ZM19 108H18V110H19ZM99 108V107H98ZM118 108H119V106H118ZM158 108V107H157ZM165 108V107H164ZM173 108V109H174ZM233 108H234V106H233ZM25 109H22L23 110V112L24 111H26ZM55 109V110H54ZM116 109V108H115ZM141 109V108H140ZM149 109V108H148ZM152 109V108H151ZM176 109V110H177ZM231 109V108H230ZM230 109L229 108H227V107H222V110L220 111L221 112V118L225 121V123H226V126H225V128L224 129H221L220 130V132H219V134H221V133H224V132H227L228 133V131H231V130H233V127L235 126V123H237L240 119H241V117H242V115H234V114H232L231 113V111H230ZM241 109V108H240ZM13 110V109H12ZM17 110V109H16ZM22 110H19L20 111V113H21V111ZM78 110V109H77ZM118 110V109H117ZM120 110V109H119ZM118 110V111H119ZM168 110V109H167ZM167 110H165V111H167ZM172 110V109H171ZM234 110V109H233ZM237 110V109H236ZM246 110V109H245ZM245 110H243V111H245ZM261 110V111H262ZM14 111V110H13ZM98 112H99V110H97ZM102 111V110H101ZM117 111V112H118ZM141 111L143 112L144 111V109L142 110L141 109ZM145 111H146V109H145ZM163 111V110H162ZM164 111V116H165V114L167 115V114H169V112L167 111V112H165ZM240 111V110H239ZM248 111V110H247ZM261 111H259V112H256L255 113V115L256 114H258L257 116L258 117H261V116H259V113H260V115H262V113H261ZM17 112V111H16ZM120 112V113H121ZM141 112V113H142ZM172 112V111H171ZM173 112H175V111H173ZM176 112H178V111H176ZM234 112V111H233ZM237 112V111H236ZM5 113V112H4ZM76 113V112H75ZM77 113H79V112H77ZM99 113H102V112H99ZM123 113V112H122ZM159 113V112H158ZM247 113V112H246ZM16 114V113H15ZM67 115V116H65V115ZM69 114H71V113H69ZM139 114V115H138ZM236 114H238V113H236ZM5 115H7V114H5ZM10 115V114H9ZM20 115H22V113L20 114ZM20 115L18 114V116L20 117ZM75 115V114H74ZM120 115V114H119ZM118 115V116H119ZM146 115V114H145ZM144 115V116H145ZM159 115H161V113L159 114ZM159 115H158V117H159ZM13 116V115H12ZM11 115H10V117H12ZM24 115H22V118H24L23 117ZM103 116V115H102ZM150 116V115H149ZM152 116V115H151ZM168 116V115H167ZM166 116V117H167ZM169 116H171L170 114H169ZM174 116V115H173ZM244 116V115H243ZM264 116V115H263ZM6 117V116H5ZM4 117V118H5ZM37 117V118H36ZM43 117V116H42ZM127 117H125L124 116V119L125 118H127ZM148 117V116H147ZM157 117V118H158ZM161 117V116H160ZM160 117H159V120H160ZM218 117V116H217ZM18 118V117H17ZM38 118V119H39ZM48 118V117H47ZM102 118V117H101ZM161 118H164V117H161ZM257 118V117H256ZM27 119V118H26ZM30 119H31V117H30ZM42 120L44 119V118H41ZM139 119H140V117H139ZM138 119V120H139ZM165 119V118H164ZM163 119V120H164ZM174 119V118H173ZM7 120V119H6ZM8 120H9V117H8ZM10 120H12V119H10ZM42 120H40V121H42ZM105 120V121H106ZM127 120V119H126ZM146 120H147V118H146ZM18 121H19V119H18ZM20 121H21V119H20ZM31 121V120H30ZM35 121V120H34ZM83 121V120H82ZM86 121V120H85ZM140 121V120H139ZM150 121V120H149ZM154 121V120H153ZM152 121V122H153ZM223 121V122H224ZM240 121H242V119L240 120ZM261 121V120H260ZM1 122V121H0ZM12 122V121H11ZM11 122H9V124H11ZM22 122V121H21ZM32 122V121H31ZM81 122V121H80ZM103 123H104V121H102ZM141 122H142V120H141ZM155 122V121H154ZM163 122V121H162ZM165 122V121H164ZM4 123H6L5 121H4ZM14 123V122H13ZM24 123V122H23ZM28 123H29V121H28ZM41 123V122H40ZM84 123V122H83ZM138 123V122H137ZM136 123V124H137ZM151 123V122H150ZM160 124V125H162L163 123H161V121H156V124ZM167 123V122H166ZM199 123V122H198ZM6 124H8V123H6ZM8 124V125H9ZM15 124V123H14ZM18 124H19V122H18ZM32 124V123H31ZM31 124H28V125H31ZM36 124H37V122H36ZM38 124H39V122H38ZM42 124H43V122H42ZM41 124V125H42ZM140 124V123H139ZM165 124V123H164ZM16 125V124H15ZM20 125H21V123H20ZM27 125V124H26ZM40 125V126H41ZM82 125V126H81ZM147 125V124H146ZM150 125V124H149ZM199 125V124H198ZM215 125L217 126V125H219V124H217V123H215ZM225 125V124H224ZM263 125V124H262ZM2 126V125H1ZM51 126H53V125H51ZM50 126V127H51ZM80 126L83 128V124L81 123L80 124ZM154 126H155V123H154ZM197 126V125H196ZM216 126H215V128H216ZM220 126V125H219ZM218 126V127H219ZM260 126V125H259ZM22 127H23V124H22ZM86 127V126H85ZM136 127H137V125H136ZM136 127H135V129H136ZM217 127V128H218ZM76 128H78V127H76ZM97 128V127H96ZM106 128H107V125H106ZM152 128V127H151ZM197 128V127H196ZM213 128H214V126H213ZM1 129H3V128H1ZM51 129H53L52 127H51ZM55 129V130H56ZM88 129V128H87ZM100 129V128H99ZM102 129V128H101ZM104 130H105V128H103ZM138 129H139V127H138ZM142 129V128H141ZM154 129V128H153ZM54 130V131H55ZM192 130V129H191ZM31 131V130H30ZM100 131V130H99ZM103 131V130H102ZM107 131V130H106ZM133 131V130H132ZM137 131V130H136ZM143 131H145V130H143ZM151 131V130H150ZM155 131V130H154ZM159 131V130H158ZM4 132H6V131H4ZM32 132V131H31ZM72 132V131H71ZM70 132V133H71ZM81 132V131H80ZM86 131H84V133H85ZM98 132V131H97ZM131 132V131H130ZM138 132V131H137ZM140 132H142L141 130H140ZM188 132V131H187ZM190 132V131H189ZM189 132H188V134H189ZM8 133V132H7ZM10 133V132H9ZM82 133V132H81ZM101 133V132H100ZM107 133V132H106ZM133 133V132H132ZM191 133V132H190ZM211 133V132H210ZM80 134V133H79ZM92 134H94V135H96L94 132L92 133ZM101 134H103V133H101ZM140 134V133H139ZM145 134V133H144ZM193 134H195V133H193ZM204 134V133H203ZM46 135H49V141L51 142L52 141V144L50 143H48V141L46 140ZM59 135V134H58ZM103 135H105V134H103ZM142 135V134H141ZM98 136H100V135H98ZM97 135H96V137H98ZM102 136V135H101ZM100 136V137H101ZM136 136V135H135ZM143 136V135H142ZM193 136V135H192ZM197 136V135H196ZM195 136V137H196ZM221 136H223V134L221 135ZM103 137V136H102ZM139 137H141V136H139L138 135V138ZM188 137V136H187ZM189 137H190V135H189ZM92 138V137H91ZM77 139V138H76ZM193 139H194V137H193ZM37 140H39V139H37ZM94 140V139H93ZM92 140V141H93ZM133 140H134V137H133ZM135 140H137V139H135ZM139 140H140V138H139ZM192 140V139H191ZM102 141V140H101ZM96 142V141H95ZM103 142V141H102ZM134 142V141H133ZM136 142V141H135ZM134 142V143H135ZM97 143V142H96ZM101 143V142H100ZM133 143V144H134ZM190 143V142H189ZM194 143V142H193ZM98 144V143H97ZM96 144V145H97ZM252 144V143H251ZM18 145V144H17ZM200 145V144H199ZM73 146H75V147H73ZM99 147V146H98ZM132 147V146H131ZM130 147V148H131ZM136 147H137V145H136ZM95 148H97V147H95ZM139 148V147H138ZM195 148V147H194ZM253 148V147H252ZM257 148V147H256ZM46 149H48L47 151H49V149H50V151H49V154L47 153V151H46V153L48 154V156L46 157H44V151L46 150ZM118 149V148H117ZM115 150V149H114ZM132 150V149H131ZM130 150V151H131ZM196 150V149H195ZM253 150H255V148L253 149ZM257 150V149H256ZM97 151V150H96ZM100 151V150H99ZM109 151V150H108ZM192 151V150H191ZM194 151V150H193ZM198 151V150H197ZM77 152H74V153H77ZM91 153H92V151H90ZM112 152V151H111ZM110 152V153H111ZM118 152V151H117ZM116 152V153H117ZM189 152H190V150H189ZM260 152V151H259ZM258 152V153H259ZM88 154H89V152H87ZM99 153V152H98ZM103 153V152H102ZM107 153V152H106ZM116 153H115V155H116ZM129 153V152H128ZM169 153V152H168ZM174 153V151L172 152V154ZM195 153V152H194ZM100 154V153H99ZM104 154V153H103ZM130 154H131V152H130ZM192 155H193V153H191ZM197 154H199L198 152H197ZM46 155V154H45ZM73 155V154H72ZM75 155V154H74ZM73 155V156H74ZM91 154H89L88 156H90ZM108 155V154H107ZM115 155H113V156H115ZM119 155V154H118ZM170 155V154H169ZM169 155H167L168 157H170ZM177 155H178V152H177ZM76 156V155H75ZM87 158H89L88 156H87V154L85 155ZM92 156V155H91ZM112 156V155H111ZM130 156V155H129ZM136 156V155H135ZM189 156V155H188ZM69 157H71V156H69ZM68 157V158H69ZM86 157H83V158H86ZM119 157V156H118ZM164 157V156H163ZM186 157H187V155H185V159H186ZM191 157V156H190ZM193 157V156H192ZM191 157V158H192ZM196 157H197V155H196ZM200 157V156H199ZM240 157V156H239ZM242 157V156H241ZM72 158V157H71ZM77 159H78V157H76ZM82 158V157H81ZM82 158V159H83ZM101 158V157H100ZM173 158V157H172ZM189 158V157H188ZM232 158H235V157H232ZM93 159V158H92ZM168 159V158H167ZM69 160H72V159H69ZM80 160V162L81 161H84V160H81V159H79ZM111 160V159H110ZM119 160V159H118ZM194 160H195V158H194ZM74 161V160H73ZM89 161V160H88ZM123 162H124V160H122ZM128 161V160H127ZM192 161V160H191ZM205 161V160H204ZM77 162H79V161H77ZM79 162V163H80ZM85 162V161H84ZM90 162H91V159H90ZM110 162V161H109ZM187 162H189L190 163V161L188 160ZM82 163V162H81ZM89 163V162H88ZM93 163V162H92ZM91 163V164H92ZM178 163V162H177ZM188 163V164H189ZM205 163H206V161H205ZM82 164H84L85 165V163H82ZM86 164H87V162H86ZM120 164V163H119ZM187 164V165H188ZM194 164V163H193ZM228 164V163H227ZM251 164V163H250ZM263 164V163H262ZM89 165H90V163H89ZM95 165H96V163H95ZM95 165H91L92 166V168L94 169V171L95 170H98V166H95ZM197 165V164H196ZM83 166V165H82ZM86 166V165H85ZM178 166H180V164H178ZM189 166V165H188ZM205 166V165H204ZM84 167V166H83ZM149 167H150V165H149ZM149 167H148V169L147 170H149ZM194 167V166H193ZM209 167V166H208ZM263 167V166H262ZM82 168V167H81ZM80 168V169H81ZM87 168H88V166H87ZM248 168V167H247ZM260 168V167H259ZM5 169V168H4ZM75 169V168H74ZM78 169V168H77ZM85 169V168H84ZM84 169H82V171L84 170ZM90 169V168H89ZM88 169V170H89ZM100 169H101V167H100ZM145 169V170H146ZM188 170H180V174L179 175H182V177L183 178H187V177H192V175L193 174H196L197 172H195L194 170H192L191 168L189 169V168H187ZM252 169V168H251ZM262 169V168H261ZM58 170V169H57ZM104 170V169H103ZM113 170V169H112ZM206 170V169H205ZM6 171V170H5ZM53 171V170H52ZM60 171V172H61ZM80 171V170H79ZM81 171V172H82ZM90 171V170H89ZM93 171V172H94ZM99 171H101V170H99ZM98 171V172H99ZM111 171V170H110ZM109 171V172H110ZM55 172V171H54ZM76 172V171H75ZM81 172H79V173H81ZM85 172V171H84ZM88 172V171H87ZM136 172V171H135ZM151 172V171H150ZM1 173V172H0ZM77 174H78V171L76 172ZM90 173H91V171H90ZM100 173V172H99ZM145 173V172H144ZM179 173V172H178ZM60 174V173H59ZM67 174H66V176H67ZM82 174V173H81ZM84 174V173H83ZM93 174V173H92ZM96 174H98V173H96ZM96 174H95V176H96ZM121 174V173H120ZM56 175V174H55ZM62 175V174H61ZM63 175H65V174H63ZM72 175H74V174H72ZM76 175V174H75ZM85 175H86V173H85ZM90 175V174H89ZM140 175V174H139ZM149 175V174H148ZM163 175V174H162ZM71 176V175H70ZM93 176V175H92ZM92 176L90 177L91 179H92ZM102 176V175H101ZM109 176V175H108ZM196 176V175H195ZM194 176V179L195 178H197V177H195ZM198 176V175H197ZM49 177V178H48ZM63 177V176H62ZM73 177V176H72ZM79 176H77V178H78ZM84 177V176H83ZM97 177V176H96ZM100 177V176H99ZM104 177V176H103ZM132 177V176H131ZM164 177V176H163ZM74 178H76V176H74ZM77 178H76V180H77ZM86 178H88V175H87V177ZM137 178H138V176H137ZM150 178V177H149ZM193 178V177H192ZM58 179V178H57ZM63 179V178H62ZM68 179V178H67ZM89 179V178H88ZM90 179V180H91ZM94 179V178H93ZM93 179H92V181H93ZM177 179V178H176ZM193 179V180H194ZM60 180V179H59ZM72 180H73V178H72ZM79 180H80V177H79ZM86 180V179H85ZM136 180V179H135ZM150 180V179H149ZM188 180V179H187ZM81 181H83L82 179H81ZM96 181V180H95ZM94 181V182H95ZM170 181V180H169ZM168 181V182H169ZM180 181V180H179ZM190 181H192V180H190ZM2 182H5V181H2ZM2 182H0V195L1 196H4V198H5V196H8V195H10L11 196V189H10V187L9 186H7V185H4ZM55 182V181H54ZM76 182V181H75ZM84 182V181H83ZM88 182H89V180H88ZM98 182V181H97ZM110 182V181H109ZM134 182V181H133ZM195 182H196V180H195ZM56 183V182H55ZM91 183V182H90ZM151 183H153V182H151ZM63 184V183H62ZM72 184V183H71ZM77 184H80V182H78V183H76V185L75 186H77ZM86 185H87V183H85ZM165 184V183H164ZM171 184V183H170ZM169 184V185H170ZM191 184H192V182H191ZM197 184V183H196ZM195 184V185H196ZM52 185V184H51ZM60 185V184H59ZM73 185H74V183H73ZM81 185L83 186L84 184H82V182H81ZM85 185V186H86ZM91 185H95V184H91ZM163 185V184H162ZM168 185V186H169ZM194 185V186H195ZM47 187H48V183H47V185H46ZM56 186H57V184H56ZM61 186V185H60ZM82 186H79L80 188L82 187ZM97 186V185H96ZM172 186V185H171ZM178 186H180V185H178ZM193 186V185H192ZM59 187V186H58ZM63 187H65V186H63ZM91 187H93V186H91ZM137 187V186H136ZM161 187H163V186H161ZM199 187V186H198ZM70 188V187H69ZM87 188V187H86ZM166 188V187H165ZM206 188H208L207 186H206ZM56 189V188H55ZM59 189V188H58ZM60 189H61V187H60ZM149 189V188H148ZM154 189V188H153ZM168 189V188H167ZM172 188H170V190H171ZM48 190H49V188H48ZM52 190V189H51ZM68 190V189H67ZM79 190V189H78ZM87 190V189H86ZM124 190V189H123ZM128 190V192H130L129 191V189H127ZM198 190V189H197ZM14 191V190H13ZM17 191H19L18 189H17ZM23 191V190H22ZM66 191V190H65ZM85 191V190H84ZM133 191V190H132ZM137 191V190H136ZM169 191V190H168ZM204 191V190H203ZM206 191H209V189L208 190H206ZM16 192V191H15ZM81 192V191H80ZM87 192H89V190L87 191ZM123 192H125V191H123ZM123 192H119L120 194H122ZM127 192V193H128ZM142 192V191H141ZM172 192H174L173 191V189H172ZM210 192V191H209ZM207 193V192H206ZM66 194V193H65ZM83 194V193H82ZM85 194V193H84ZM130 194V193H129ZM129 194H127L128 196H129ZM170 194H171V192H170ZM205 194V193H204ZM14 195V194H13ZM15 195H16V193H15ZM14 195V196H15ZM117 195V194H116ZM168 195H169V193H168ZM68 196H69V193H68ZM71 196V195H70ZM91 196V195H90ZM115 196V195H114ZM122 196V195H121ZM172 196V195H171ZM218 196V195H217ZM65 197H66V195H65ZM86 197V196H85ZM89 197V196H88ZM123 197V196H122ZM66 198H69V197H66ZM87 198V197H86ZM90 198V197H89ZM124 198H126V197H124ZM174 198V197H173ZM1 199V198H0ZM6 199V198H5ZM15 199H17V198H15ZM94 199V198H93ZM123 199V198H122ZM121 199V200H122ZM8 200V199H7ZM28 200V199H27ZM66 200V199H65ZM85 200H87V199H85ZM115 200H116V198H115ZM2 200H0V206H1V202ZM5 201V200H4ZM64 201V200H63ZM169 201V200H168ZM8 202H11V201H9L8 200ZM15 202V201H14ZM24 202V201H23ZM67 202H69V201H67ZM66 202V203H67ZM105 202V201H104ZM18 203V202H17ZM21 203V202H20ZM107 203H108V201H107ZM116 203H118V202H116ZM11 204V203H10ZM16 204V203H15ZM166 204H167V202H166ZM7 205H8V203H7ZM59 205V204H58ZM67 205V204H66ZM84 205V204H83ZM96 205V204H95ZM182 205H184L183 204V199L180 197V196H177L176 198H175V203H174V205H173V207H172V210L173 211H177V209L180 207V206H182ZM16 206H17V204H16ZM63 206H64V204H63ZM216 206V205H215ZM94 207V206H93ZM96 207H97V205H96ZM126 207V206H125ZM130 207V206H129ZM21 208V207H20ZM23 208V207H22ZM61 208V207H60ZM63 208H65V207H63ZM81 208H82V206H81ZM1 209V208H0ZM24 209V208H23ZM104 209V208H103ZM180 209V208H179ZM10 210V209H9ZM89 210H91V209H89ZM95 210H97V209H95ZM5 211V210H4ZM23 211V210H22ZM30 211V207H26V209H25V212H26V214H27V216L29 215V212ZM32 211V210H31ZM84 211V210H83ZM81 212V211H80ZM171 212V211H170ZM234 212H236V211H234ZM20 213V212H19ZM24 213V212H23ZM32 213V212H31ZM167 213H169V211H168V209L167 208H165V207H163L161 210H160V212H159V214H157L158 215V217H159V215L162 217V222L165 220L166 221V214ZM93 214V213H92ZM25 215V214H24ZM52 215H54V214H52ZM156 215V216H157ZM100 217V216H99ZM160 217V218H161ZM21 218H23V217H21V215L19 216L18 215V212H17V209H11L10 211H8V212H5V213H1V215H0V242L1 243H10L11 244V242H13V237H15L14 235H16L13 231H12V226L14 225V224H17L18 223V221H20L21 220ZM89 218V217H88ZM159 218V219H160ZM26 219V218H25ZM24 219V220H25ZM92 219V218H91ZM71 220V219H70ZM88 220V219H87ZM143 220V219H142ZM161 220V219H160ZM22 221V220H21ZM109 221V220H108ZM25 222V221H24ZM27 222V221H26ZM30 222H31V220H30ZM93 222V221H92ZM146 222V221H145ZM70 223V222H69ZM98 223V222H97ZM181 223V222H180ZM24 224V223H23ZM30 224V223H29ZM35 224V223H34ZM71 224H72V222H71ZM134 229H135V233H133L130 237H128L127 238V240L125 241V244H127V246H132L134 249H138V247H139V245H140V241H142V240H144V241H146L149 245H155V247L156 246H158V250L159 251H161L163 254H165L166 256V258H168L169 260V263L170 262H176L178 259H181L182 257H184L185 256V254H187V253H185L182 249V244H179V245H174V243H175V241L174 242H172V240H171V237H168V238H165V239H163V240H159V239H156V237H154V236H156V234H157V231H159V227L157 226V227H155L154 229H152V230H150V229H146L145 227H144V225H141L140 223H137L136 221H134ZM145 224H147V223H145ZM26 225V224H25ZM181 225V230L183 231V232H185V233H188V236H190V231H192V230H194V229H196V228H199L200 227V220H199V215H192L190 218H188V219H185V220H183L182 221V223L180 224ZM30 226V225H29ZM61 226V225H60ZM75 226V225H74ZM73 226V227H74ZM258 226V225H257ZM64 227H66V226H64ZM63 227V228H64ZM76 227V226H75ZM74 227V228H75ZM89 227V226H88ZM95 227V226H94ZM129 227V226H128ZM133 227V226H132ZM180 227V226H179ZM178 227V228H179ZM20 228V227H19ZM62 228V229H63ZM148 228V227H147ZM177 228V229H178ZM221 228V227H220ZM22 229V228H21ZM66 229V228H65ZM20 230V229H19ZM29 230V229H28ZM64 230V229H63ZM68 230V229H67ZM71 230V229H70ZM76 230H78V229H76ZM124 230H125V228H124ZM21 231V230H20ZM65 231V230H64ZM64 231H63V233H64ZM73 231H75V230H73ZM73 231H71V232H73ZM123 231V230H122ZM229 231V230H228ZM70 231L68 230V233H69ZM70 232V233H71ZM78 232V231H77ZM76 232V233H77ZM117 232V231H116ZM134 232V231H133ZM70 233H69V240L71 239L70 238ZM75 233V232H74ZM79 233V232H78ZM82 233V232H81ZM122 233V232H121ZM50 234V233H49ZM123 234V233H122ZM173 234V233H172ZM228 234H230L229 232H228ZM65 235H68V234H66V232H65ZM77 235V234H76ZM231 235H232V233H231ZM45 236H47V235H45ZM73 236V235H72ZM82 236V235H81ZM257 236V235H256ZM43 237H44V235H43ZM67 237V238H68ZM92 237V236H91ZM227 237V236H226ZM229 237V236H228ZM232 237H233V235H232ZM44 238H46V237H44ZM66 238V237H65ZM230 238V237H229ZM39 239V238H38ZM72 239H74L75 240V238H74V236H73V238ZM71 239V240H72ZM79 239V238H78ZM205 239L209 242L211 239H212V233H208L207 235H206V237H205ZM233 239H234V237H233ZM57 240H58V238H57ZM88 240V239H87ZM53 241V240H52ZM51 241V239H50V242H52ZM62 241V240H61ZM76 241V240H75ZM92 241V240H91ZM135 241H137L139 244L137 245V243H136V245L137 246H135V245H133V242H135ZM223 241V240H222ZM228 241V240H227ZM49 242V241H48ZM63 242V241H62ZM73 241H71V243H72ZM79 242V241H78ZM117 242V241H116ZM179 242V241H178ZM225 242V241H224ZM229 242H230V239H229ZM7 243H6V245H7ZM38 243V242H37ZM70 243V242H69ZM76 243V242H75ZM93 243V242H92ZM95 243V242H94ZM228 243V242H227ZM233 243V242H232ZM48 245H49V243H48ZM53 245H54V243H53ZM58 245H59V243H58ZM64 245H65V243H64ZM73 245H74V243H73ZM78 245L79 246H81L80 245V243H78ZM95 245H96V243H95ZM97 245H98V243H97ZM100 245V244H99ZM221 245H222V242H221ZM248 245H249V243H248ZM17 246V245H16ZM36 246V245H35ZM75 246V245H74ZM87 246H88V243H87ZM101 246V245H100ZM14 247V246H13ZM67 248H68V246H66ZM76 247H77V245H76ZM76 247H74V248H76ZM83 247V246H82ZM81 247V248H82ZM223 247V246H222ZM228 247V246H227ZM27 248V247H26ZM41 248H42V246H41ZM52 248H53V250H54V248L55 247H53L52 246ZM52 248H49V249H52ZM64 248V247H63ZM151 248V247H150ZM149 248V249H150ZM218 248V247H217ZM221 248V247H220ZM34 249V248H33ZM32 249V250H33ZM77 249V248H76ZM216 249V248H215ZM214 249V250H215ZM222 249V248H221ZM231 249V248H230ZM31 250V249H30ZM29 250V251H30ZM35 250V249H34ZM53 250H51L50 252L52 253V251ZM59 250H61V248L59 249ZM58 250V251H59ZM67 250V249H66ZM73 250V249H72ZM78 250H79V247H78ZM107 250V249H106ZM106 250H105V253H106ZM152 250V249H151ZM36 251H37V248H36ZM36 251L34 252V254L36 253ZM38 251H40L39 250V248H38ZM44 251V250H43ZM43 251H42V253H43ZM81 251H84V250H81ZM80 251V252H81ZM103 251V250H102ZM213 251V250H212ZM212 251H210L211 253H212ZM236 251H237V249H236ZM33 252H32V254H33ZM41 252V251H40ZM56 252V251H55ZM54 252V253H55ZM62 252V251H61ZM74 252V251H73ZM140 252V251H139ZM145 251H143L142 253H144ZM155 252H157V251H155ZM216 252V251H215ZM26 253V252H25ZM29 253V252H28ZM41 253V254H42ZM45 253V252H44ZM47 253H48V251H47ZM79 253V252H78ZM83 253V252H82ZM240 253H241V251H240ZM37 254V253H36ZM35 254V256L34 257H39L38 255H36ZM39 254V253H38ZM49 254V253H48ZM63 254V253H62ZM77 254V253H76ZM80 254V253H79ZM85 254V253H84ZM101 254V253H100ZM99 254V255H100ZM219 254V253H218ZM233 254H235V252L233 253ZM45 255V254H44ZM49 255H51V254H49ZM54 255H56V254H54ZM58 255H59V253H58ZM214 255V254H213ZM221 255V254H220ZM219 255V256H220ZM224 255V254H223ZM225 255H226V253H225ZM242 255V254H241ZM25 256V255H24ZM33 256V255H32ZM43 256V255H42ZM65 256V255H64ZM68 256V255H67ZM79 256V255H78ZM85 256V255H84ZM116 256V255H115ZM162 256V255H161ZM227 256H228V254H227ZM229 256H230V254H229ZM237 256V255H236ZM54 257V256H53ZM56 257H58V256H56ZM56 257H55V259H56ZM91 257V256H90ZM113 257V256H112ZM152 257V256H151ZM157 257V256H156ZM195 257H196V252L194 251V249L193 250H191V251H189L188 252V254L185 256V260H183L184 261V263L183 264H190L191 262H193L194 261V259H195ZM59 258V257H58ZM63 258V257H62ZM86 258V257H85ZM127 258V257H126ZM216 258V257H215ZM20 259V258H19ZM47 259H51L50 258V256H49V258H47ZM65 259V258H64ZM113 259V258H112ZM140 259V258H139ZM141 259H142V257H141ZM159 259V258H158ZM231 259V258H230ZM236 259H238V257L236 258ZM236 259H234V260H236ZM40 260V259H39ZM61 260H63V259H61ZM70 262H71V264H82V262L77 258V257H70ZM103 260V259H102ZM113 260H115V259H113ZM143 260V259H142ZM182 260V259H181ZM240 260V259H239ZM30 261H31V259H30ZM43 261H45V260H43ZM50 261V260H49ZM54 261V260H53ZM52 261V263H54ZM238 261V260H237ZM16 262V261H15ZM27 262V261H26ZM29 262V261H28ZM41 262H42V260H41ZM57 262V261H56ZM65 262V261H64ZM109 262H110V260H109ZM117 262H119V261H117ZM145 262V261H144ZM148 262H150V261H148ZM231 262V261H230ZM240 262V261H239ZM36 263V262H35ZM116 263V262H115ZM161 263V262H160ZM172 263V264H173ZM228 263V262H227ZM234 263V262H233ZM236 263V262H235ZM21 264H29V263H21ZM31 264V263H30ZM32 264H34L33 262H32ZM36 264H38V261H37V263ZM45 264V263H44ZM85 264V263H84ZM144 264V263H143ZM152 264V263H151ZM167 264V263H166ZM175 264V263H174ZM229 264V263H228ZM232 264V263H231Z\"/></svg>",
	"mask_w": 264,
	"mask_h": 264
}]
</instances>
